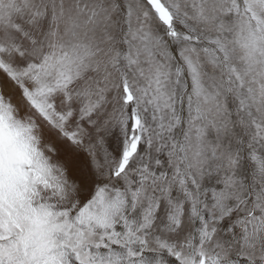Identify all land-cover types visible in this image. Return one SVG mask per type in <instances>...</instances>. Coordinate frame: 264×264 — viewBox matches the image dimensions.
Returning <instances> with one entry per match:
<instances>
[{
	"label": "snow or ice",
	"instance_id": "1",
	"mask_svg": "<svg viewBox=\"0 0 264 264\" xmlns=\"http://www.w3.org/2000/svg\"><path fill=\"white\" fill-rule=\"evenodd\" d=\"M0 264H264V0H0Z\"/></svg>",
	"mask_w": 264,
	"mask_h": 264
}]
</instances>
